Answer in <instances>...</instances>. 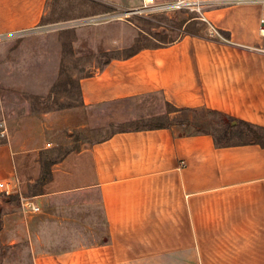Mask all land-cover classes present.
Returning <instances> with one entry per match:
<instances>
[{"label":"crops","instance_id":"crops-1","mask_svg":"<svg viewBox=\"0 0 264 264\" xmlns=\"http://www.w3.org/2000/svg\"><path fill=\"white\" fill-rule=\"evenodd\" d=\"M50 1L0 0V36L30 38V44L0 42V84L20 92L14 114L6 104L0 110V183L9 190L0 193L5 245L25 248L26 264H264V147L258 143L218 147L209 134L172 126L117 132L43 166L61 144H73L63 134L86 129L87 110L131 101L158 98L154 116L165 112L166 102L264 129V54L256 51L264 41L262 6L206 0L204 15L218 36L191 14L178 22V39L123 57L111 54L143 32L121 12L142 0H84L89 11L52 19ZM61 22L69 23L63 31L77 25L78 36L91 40L72 44L73 53L99 59L71 67L80 70L71 74L77 106L24 109L26 95L44 98L56 84L58 34L39 30ZM194 22L199 35H187L185 26ZM12 68L13 80H3ZM20 199L39 211H23Z\"/></svg>","mask_w":264,"mask_h":264},{"label":"rangeland","instance_id":"rangeland-1","mask_svg":"<svg viewBox=\"0 0 264 264\" xmlns=\"http://www.w3.org/2000/svg\"><path fill=\"white\" fill-rule=\"evenodd\" d=\"M90 1V0H88ZM155 1V0H154ZM159 1V0H158ZM162 1V0H161ZM84 0H51L48 5V17L47 18H64V17H74L78 16L80 12H85L84 10L89 11L88 5L85 7L82 6ZM92 2V1H91ZM157 4L158 3L155 1ZM137 6V5H136ZM136 6H128L136 7ZM126 8V9H128ZM132 10V9H131ZM131 10H127L131 11ZM124 13L125 12H121ZM183 12H156L153 14L147 15H135L124 17L122 15L121 19L130 20L135 26L138 27L143 33H138L137 38L135 39L134 44L127 48L118 51L117 53L111 54L112 56H127L136 48L143 46H156L161 44L170 43L179 38L183 34L182 28L179 26V21L192 17L193 15L188 14L184 15ZM173 14H176L178 21L173 20ZM175 16V17H176ZM122 20V21H123ZM60 23V22H59ZM62 23V22H61ZM62 24H55L44 26L39 31V35L46 36L48 33L58 34V38L55 39L56 52H55V75H56V84L50 89L46 97L38 98L33 95H26V101H23V108H32L33 110H61L66 108H73L77 106L78 102V91L76 88V81L73 79V72L80 70H73L71 67H77L81 64L79 61L85 62H94L99 59H95L94 55H90L87 52H81L79 54L73 53L70 49L72 44H87L91 40L88 36L80 37L76 31L80 29L77 25L71 27L67 31H63L69 25L68 22ZM73 28V29H72ZM184 29V28H183ZM66 30V29H65ZM106 33H104L105 35ZM57 36V35H56ZM29 42H28V40ZM26 40L30 44V38H21L15 39V45H21V43ZM43 45H46V39L42 41ZM71 51V52H70ZM80 57H77V56ZM99 56V55H98ZM10 60L13 61V56H10ZM21 60V59H20ZM28 72H34V69H25ZM15 72L12 68L10 73L6 76L7 79L3 80H13ZM4 77V74L2 75ZM18 86L12 84H0V110L5 112L4 104L8 106L6 112H11L14 114L16 97L19 93L16 90ZM4 96L7 100H4ZM22 102H18L20 105ZM146 105L148 106L146 108ZM160 100L157 98L154 101L148 100L144 102L140 101H131L126 103H120L116 105L92 108L86 111L87 113V127L85 130H74L70 136L63 134V140L70 139L73 144H61V152L65 151H75L80 148L90 145L95 139H100L107 135H110L113 132L128 127L134 121L143 119L146 120L148 115H153L158 113ZM138 109H137V108ZM143 107V109H142ZM162 104V112H163ZM150 108V109H148ZM171 120H178L183 123V126L179 128L188 133L194 129L198 122H201V128L207 132L217 133L216 123L212 120V117L206 114L204 111H199L197 113L192 112H182L171 115ZM5 118L2 115L0 122H4ZM92 131H95L92 133ZM50 141V140H48ZM54 145L51 144V150H53ZM56 151V150H55ZM51 152V151H50ZM55 154V152H54ZM5 238L0 236V264H26V258L24 254L26 253L25 248L17 247H7L5 245Z\"/></svg>","mask_w":264,"mask_h":264},{"label":"trees","instance_id":"trees-1","mask_svg":"<svg viewBox=\"0 0 264 264\" xmlns=\"http://www.w3.org/2000/svg\"><path fill=\"white\" fill-rule=\"evenodd\" d=\"M201 28H196V23L187 24L185 26V33L187 35H199V31ZM148 100H144V102H147ZM163 106L165 108V112L162 113V115L158 116H150L146 120L139 119L134 121L132 124H130L128 127H124L121 130H118L117 132H129V131H144V130H157V129H168L172 126H183V123L178 120H171V115L182 113V112H192L197 113L195 110H189V109H176L170 104L163 102ZM207 115L212 117V120L218 125L217 127V133L213 132H207L201 128V122L195 123L198 126H195L194 129L190 132H188L189 135L192 134H198V133H204L209 134L213 137L214 142L216 146L218 147H225L231 145L230 143L233 140L238 141H247L250 143H258V145H261L264 147V129L260 127H256L250 124L242 123V122H236L235 125H232L234 122L233 120L222 116L218 113L212 112V111H205ZM95 131H92L94 133ZM113 132L110 135H107L105 137H102L100 139H95L92 141V143H99L102 141H105L110 138L111 135L117 133ZM71 151H65V152H58L53 158H46L43 166L47 168L48 166H51L54 163H57L59 160H61L67 153ZM48 160V161H47ZM10 202L18 201V198H9Z\"/></svg>","mask_w":264,"mask_h":264},{"label":"built area","instance_id":"built-area-1","mask_svg":"<svg viewBox=\"0 0 264 264\" xmlns=\"http://www.w3.org/2000/svg\"><path fill=\"white\" fill-rule=\"evenodd\" d=\"M234 4L241 3H257L262 6V17L260 19V33L264 37V0H228ZM206 0H176L165 4H157L154 0H142V4L139 8L128 11L124 14V17H129L131 15H147L153 14L156 12H183L194 14L197 20L206 23L209 27V30L213 32L214 35L218 36L217 32L213 27H211L204 15V10L206 7ZM24 34L16 33L9 34L7 36H0V42L6 39H19L22 38ZM257 52L264 54V41L262 45L256 49ZM0 135L3 137L4 133L1 132ZM9 190H7L3 183H0V193L8 194ZM20 206L23 211L29 210L30 212L37 213L39 208L32 206L28 200L20 199Z\"/></svg>","mask_w":264,"mask_h":264},{"label":"water","instance_id":"water-1","mask_svg":"<svg viewBox=\"0 0 264 264\" xmlns=\"http://www.w3.org/2000/svg\"><path fill=\"white\" fill-rule=\"evenodd\" d=\"M174 16V15H173ZM232 125H235V123H232Z\"/></svg>","mask_w":264,"mask_h":264}]
</instances>
